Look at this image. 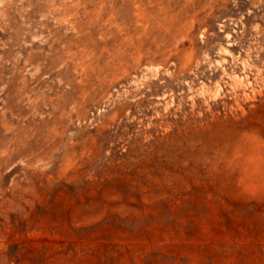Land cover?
I'll list each match as a JSON object with an SVG mask.
<instances>
[{
  "label": "rangeland",
  "instance_id": "obj_1",
  "mask_svg": "<svg viewBox=\"0 0 264 264\" xmlns=\"http://www.w3.org/2000/svg\"><path fill=\"white\" fill-rule=\"evenodd\" d=\"M0 264H264V0H0Z\"/></svg>",
  "mask_w": 264,
  "mask_h": 264
}]
</instances>
